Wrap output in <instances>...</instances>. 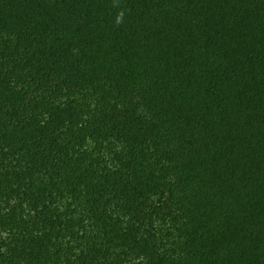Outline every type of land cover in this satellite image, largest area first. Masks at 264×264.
Masks as SVG:
<instances>
[{
	"label": "trees",
	"instance_id": "obj_1",
	"mask_svg": "<svg viewBox=\"0 0 264 264\" xmlns=\"http://www.w3.org/2000/svg\"><path fill=\"white\" fill-rule=\"evenodd\" d=\"M0 264H264V0H0Z\"/></svg>",
	"mask_w": 264,
	"mask_h": 264
}]
</instances>
